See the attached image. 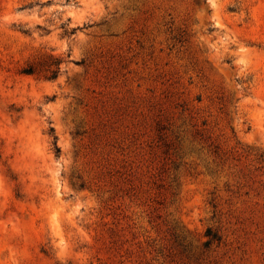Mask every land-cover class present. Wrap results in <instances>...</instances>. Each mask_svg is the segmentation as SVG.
<instances>
[{
  "label": "rangeland",
  "instance_id": "374dc122",
  "mask_svg": "<svg viewBox=\"0 0 264 264\" xmlns=\"http://www.w3.org/2000/svg\"><path fill=\"white\" fill-rule=\"evenodd\" d=\"M0 264H264V0H0Z\"/></svg>",
  "mask_w": 264,
  "mask_h": 264
}]
</instances>
